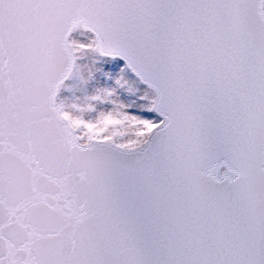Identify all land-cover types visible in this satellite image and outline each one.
<instances>
[{
    "label": "snow or ice",
    "instance_id": "6c2138e0",
    "mask_svg": "<svg viewBox=\"0 0 264 264\" xmlns=\"http://www.w3.org/2000/svg\"><path fill=\"white\" fill-rule=\"evenodd\" d=\"M0 264H264V0H0Z\"/></svg>",
    "mask_w": 264,
    "mask_h": 264
}]
</instances>
